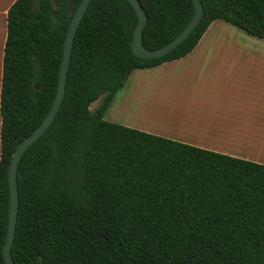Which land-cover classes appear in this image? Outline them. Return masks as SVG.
<instances>
[{"label": "trees", "instance_id": "16d2710c", "mask_svg": "<svg viewBox=\"0 0 264 264\" xmlns=\"http://www.w3.org/2000/svg\"><path fill=\"white\" fill-rule=\"evenodd\" d=\"M138 1L148 49L175 37L194 13L192 0ZM200 1L203 16L189 36L152 58L131 48L137 14L129 0L89 1L60 108L18 163L15 264H264V164L104 118L134 69L186 55L214 20L264 39V0ZM69 2L14 0L7 10L0 264H6L11 156L55 96Z\"/></svg>", "mask_w": 264, "mask_h": 264}, {"label": "crops", "instance_id": "0c3cea01", "mask_svg": "<svg viewBox=\"0 0 264 264\" xmlns=\"http://www.w3.org/2000/svg\"><path fill=\"white\" fill-rule=\"evenodd\" d=\"M13 1L0 0V85ZM104 118L264 164V39L214 20L186 55L134 69Z\"/></svg>", "mask_w": 264, "mask_h": 264}, {"label": "water", "instance_id": "95a60500", "mask_svg": "<svg viewBox=\"0 0 264 264\" xmlns=\"http://www.w3.org/2000/svg\"><path fill=\"white\" fill-rule=\"evenodd\" d=\"M90 0H81L74 10V0H70L68 6V15H72L63 43V54L60 63L59 75L56 93L53 98V101L41 122L37 127L26 137H24L15 147L10 164L8 169V187H9V198H10V209H9V218L6 232V239L2 246V254L5 259L6 264H15L11 257V245L15 232L16 216L18 209V188H17V167L20 161V158L25 151V149L31 145L52 123L54 120L61 102L65 94L66 78L68 72V66L71 56L73 39L77 30V27L84 15V12L87 9ZM194 4V13L185 27L171 40L165 44L148 49L142 43V31L147 21V16L140 5L138 0H129L137 14V22L133 29L131 48L133 52L141 58H152L164 55L170 50L174 49L178 44L183 42L195 28L197 23L200 21L203 16V5L200 0H192Z\"/></svg>", "mask_w": 264, "mask_h": 264}, {"label": "rangeland", "instance_id": "374dc122", "mask_svg": "<svg viewBox=\"0 0 264 264\" xmlns=\"http://www.w3.org/2000/svg\"><path fill=\"white\" fill-rule=\"evenodd\" d=\"M156 84H157L156 81H150V82H149V86H157ZM99 101H100V98H99L98 100H96L95 102H93V103L91 104L90 108H91L92 110L95 109L96 106L98 105Z\"/></svg>", "mask_w": 264, "mask_h": 264}]
</instances>
